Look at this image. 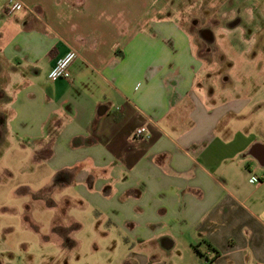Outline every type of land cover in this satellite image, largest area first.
<instances>
[{"label": "crops", "instance_id": "1", "mask_svg": "<svg viewBox=\"0 0 264 264\" xmlns=\"http://www.w3.org/2000/svg\"><path fill=\"white\" fill-rule=\"evenodd\" d=\"M189 7L210 15L193 30L216 53L218 20L241 41L238 13L260 15L264 0H0V124L72 192L66 205L96 210L106 241L119 235L115 264H204L207 251L264 264V97L222 87L230 78L180 23ZM70 50L68 77L50 80Z\"/></svg>", "mask_w": 264, "mask_h": 264}, {"label": "rangeland", "instance_id": "2", "mask_svg": "<svg viewBox=\"0 0 264 264\" xmlns=\"http://www.w3.org/2000/svg\"><path fill=\"white\" fill-rule=\"evenodd\" d=\"M193 12L194 7H189L180 23L191 35L194 50L200 59L206 60L208 65L216 63L220 75L230 78V82L222 87H227L238 96H246L249 90V93L255 92L256 96L264 97V84H259L264 81V12L260 15L238 13L243 23L241 31L236 34H241L242 39L234 44L225 37L226 28L221 20L213 24L217 39L214 47L216 53L214 50L207 52L193 30L194 23L198 21L200 27H209L206 25L208 20L204 19L210 15L197 19L192 16L195 14ZM245 28L248 35L256 34L254 43L245 42L248 36ZM251 74L261 79H254L253 83L248 84L247 78ZM254 84L258 87L256 91L252 90ZM0 136V247L9 248L12 253V257H9V254H1V251L0 263L115 264L114 259L122 257L119 256V249L113 251V245L120 241L119 235L106 241L101 232H107L110 227L99 219L96 210L88 206L78 208L66 205L64 197L71 196L72 192L66 188L57 190L50 185L52 172L44 163H38L35 154L22 148V143L6 125L0 124ZM37 196L40 201L36 200ZM74 202L70 201V204ZM53 223L69 231L68 236L77 243L76 248H61L60 239L51 234ZM74 224H79L80 228L74 230ZM95 245L99 250L94 248Z\"/></svg>", "mask_w": 264, "mask_h": 264}, {"label": "built area", "instance_id": "3", "mask_svg": "<svg viewBox=\"0 0 264 264\" xmlns=\"http://www.w3.org/2000/svg\"><path fill=\"white\" fill-rule=\"evenodd\" d=\"M24 8V5L20 2H16L12 5L10 11H19ZM79 54L75 50L68 51L63 57L57 60L55 66L49 73V79L56 81L59 79H64L68 77L69 69L71 65L78 59ZM136 138H148L147 129L141 127L136 131ZM257 179H252V182L256 183ZM213 254L207 251L204 254L205 262L204 264H213Z\"/></svg>", "mask_w": 264, "mask_h": 264}, {"label": "trees", "instance_id": "4", "mask_svg": "<svg viewBox=\"0 0 264 264\" xmlns=\"http://www.w3.org/2000/svg\"><path fill=\"white\" fill-rule=\"evenodd\" d=\"M74 230H76V228L74 227ZM53 232L56 234V235H62L61 237L63 238V247L65 249H73L75 247V242L74 241H71V239L69 238L68 236V233L69 231L66 230V229H61V228H58V226H56L54 229H53Z\"/></svg>", "mask_w": 264, "mask_h": 264}]
</instances>
